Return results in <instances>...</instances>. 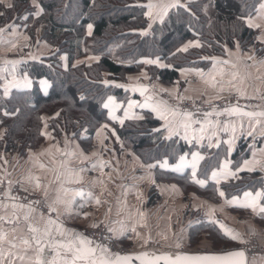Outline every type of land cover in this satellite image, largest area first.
<instances>
[{"label": "trees", "instance_id": "obj_1", "mask_svg": "<svg viewBox=\"0 0 264 264\" xmlns=\"http://www.w3.org/2000/svg\"><path fill=\"white\" fill-rule=\"evenodd\" d=\"M42 11L33 16L35 9L31 0H12L14 8L0 4V22L22 23L27 14L29 35L37 26L41 37L56 46V50L40 59L29 60L22 69L31 78L28 89H13L9 95L0 94V127L4 133L0 146L5 150L25 153L27 148L37 146L43 140L41 132L43 113L50 114L48 126L54 135L61 130L78 134L85 127L92 131L107 120L103 101L108 94L125 98L127 91L103 81L104 73L115 80H125L128 72L137 71L142 63L140 57H159L166 64H146L149 78L171 83L178 78L183 66L209 65V56L224 54L226 47L238 45L241 49L255 46L264 53V44L256 41V28L249 27L244 19L252 14L259 0H187V7L172 8L161 20L151 22L141 7L145 0H37ZM88 24L91 34L86 33ZM147 31V35H141ZM188 39H197L200 47H190L187 52L178 51ZM66 53L68 65L62 67L59 54ZM98 55L91 63L73 64L74 58L85 54ZM45 77L50 85L43 93L38 78ZM7 113V115L5 114ZM160 121L151 112L144 111L142 118L125 119L115 125L122 141L130 146L143 161L167 157L172 162L179 154L190 151L187 144L177 136L165 139L159 128ZM158 130V131H157ZM248 153L240 143L232 154L237 164ZM224 150L212 148L200 161L197 177L208 178L216 167ZM156 178L177 182L184 192L188 189L206 198L220 199L216 185L207 181L204 186L195 183L189 173H174L156 169ZM262 184L258 171H243L240 176L220 183L225 196L240 193L246 188L254 189ZM187 190V191H186ZM205 195L201 194L204 193ZM203 231L228 240L213 222L199 220L189 227V243L200 238Z\"/></svg>", "mask_w": 264, "mask_h": 264}, {"label": "crops", "instance_id": "obj_2", "mask_svg": "<svg viewBox=\"0 0 264 264\" xmlns=\"http://www.w3.org/2000/svg\"><path fill=\"white\" fill-rule=\"evenodd\" d=\"M186 1L187 0H180V3L184 4ZM147 2L148 0H145L143 5ZM165 2H168V0H165ZM261 3H264V0H259L255 11L252 14L247 15L244 18V21L246 23L247 18L252 17L253 22L259 25V27L252 28L257 29L255 38L256 41L264 44V16H258L256 11L259 9ZM39 8L41 9L40 5ZM36 11L37 8L35 7L33 16H37L34 14ZM146 11L147 9L145 8V12ZM25 15L27 14H23L21 16V19L23 20L22 23L14 21L0 22V29L3 30L0 31V69H8V71H0V94L3 97L8 96L10 91L13 89L30 88L31 86H23L25 79L30 81L31 85L32 81L25 70L22 69V65L29 60L40 59L45 55H49L55 50L52 49V51L43 55L36 52L38 53L36 55L35 49H33V51L31 50L32 53L27 57H25V55L29 53L30 50L26 52L20 51L21 54L17 52L18 46H26V44L21 40L22 38L20 39L18 35L24 33L28 38V32L26 30L27 23L25 21L26 19L23 18ZM148 21H150V23L153 22V20H150L149 18ZM88 25L86 27V33H89ZM36 41L38 42L39 40L36 38ZM190 42L195 43L197 42V39L185 40L180 47L183 48ZM34 45L37 44L34 43ZM250 56L254 57V59H248ZM62 57H64V61L61 62V65L66 68L68 65L66 53L59 54L58 58L62 60ZM82 57L84 56L82 55ZM97 58L98 56H93L92 61H86L85 63H91L97 60ZM75 59L76 58H74V60ZM148 59L158 60L159 63H156V65H166L159 57L143 56L140 57L138 61H140L142 65H146L143 61ZM209 60L210 63L206 67H180L178 69V78L176 80L171 83H163L161 81H158V83L167 87L180 85L182 88H185L186 91L205 95L207 97L216 96L217 90L206 84L205 79L208 78L210 74H214V61L223 60L228 61L229 63L222 65L218 64L216 67L224 69L225 75L223 77V82L225 84V91L231 89L228 87L227 81L231 79L230 73L233 71L238 72L240 77H245L244 83L241 84L240 87L241 90L246 93V96H251L254 93L257 95L260 90H264V64L260 63L261 61H264V53H259L254 46H250L245 49H241L238 45L230 48L226 47L224 54L211 55L209 56ZM9 61L16 62L14 76L16 81H18L21 86L9 88L8 95H5V85L9 81L13 80V73L11 71L13 65L11 63H6ZM73 64H77V61ZM232 64H235L236 68H232ZM135 73H139V71L128 72L126 74V78ZM199 73H203L204 78H202ZM220 79L221 78L218 76L217 80ZM42 81H46L47 84H42ZM103 81H108L107 84L115 86L123 85V87L120 88L123 91H127V96L125 98L117 97L115 94H108L103 101L104 106V104L108 102V98L112 97L114 98L116 104L120 105V107L114 112L117 119L114 120L109 115L112 110L111 106L109 108L104 107L106 109L107 120L102 121L92 131L91 135H89L85 127L80 128L78 134H74V131L71 130H61L58 135H54L48 126V120L51 115L43 113V123L41 127L43 140L37 146L27 148L23 154H20L17 151L5 150L2 146H0V181H3V183L0 184V186H2L0 200H4V203L7 205L12 203V201H8L4 198V192L9 189V181L12 182L10 194L15 197L17 196L14 195L12 190L14 187H18L23 190L26 188L28 189V192L41 195L45 198L44 186H48L47 198H45V200L48 205H52L58 209V212L61 213L60 219L67 228L74 229L82 233L84 229L91 227L92 224H104L108 228L114 229L112 233L121 243L134 241L139 242V246H144L147 245V241L153 243L154 241L159 240L167 241V239L170 241L172 238H175L174 242L181 243L180 250L198 251L197 248H189L190 243L188 231L189 227L193 223L199 220L213 222L223 233V229L220 227V222L217 220L218 218L216 219L213 213H209L208 202H210V200L194 194L192 191L185 194L181 186L173 180L169 181L156 178V169L172 171L174 173L187 172L194 181L192 177V169L190 167H185L181 171L173 170L179 163L180 156H186L187 160L191 161L192 153H199L204 157L209 154L210 149L220 146L224 150V155L220 158L219 164L210 170L207 179L197 177V175L195 178L203 180L205 182L204 185L207 181L213 182L216 185L217 192L219 193L223 191L220 187L221 182L235 179L240 176L241 172L248 171L244 164L245 161L255 160L264 163V135L261 134L260 127L257 126L256 132L252 136H249L247 135L249 130L247 126L243 131L239 129L238 117H229L226 115L224 119L220 120L221 127L224 123L237 124V132L231 147L228 143H226V141L233 139L231 132L225 133L217 130V136L213 137L211 146H209L210 142L207 139V135L211 133V129L209 130V133L206 134L205 139L200 142H197L195 139H191V135L189 140H185L183 138V130H181L180 135L174 136H177L187 144H192L193 148L190 151L182 152L178 155L176 160L172 162H170L167 157L158 158L152 161H143L130 146L126 145L122 141L117 133L115 125H120L121 120L124 121L128 118H142L144 116V111H149L153 116L159 119V128L161 129L162 136L167 137L168 132L165 129L166 121L162 120L158 113L152 110L153 106L157 103L166 101L160 96L159 91L153 89L151 81L148 77L146 80L129 82V80L121 81L112 79L108 77L106 72L104 73ZM137 84H147L148 91L144 94H137L132 89V86ZM38 85L43 93H47L50 83L47 78L40 77L38 78ZM149 96L152 97L151 101L146 99ZM130 102L133 103V107L131 108H129ZM236 104H239V106L244 108L246 111L264 110V104H252L244 99L243 102ZM166 105L168 107L175 108L170 106L167 102ZM125 112H128L127 117L124 115ZM194 127L199 128V125H194ZM3 133L4 128L0 127V139L3 136ZM217 140H219V146L216 145ZM240 143H244L246 145L248 153L240 160V162L234 165L232 163V154ZM164 160H167L168 167L160 166ZM226 161L228 162V167L227 169H224L223 165ZM62 163L68 168L74 170V172L78 173L81 178L78 183H65L63 185L65 188L71 190L67 197H64L63 192L58 193V183H52L55 179L53 170L64 171V168L61 167ZM101 163H103V167H100ZM40 164H43L45 167L40 168ZM149 164L155 166L149 168ZM93 165H96V167H93ZM253 166L255 167L254 171L259 172V175L262 178V184L254 189L246 188L237 194H232L230 196L224 195L223 197L220 196V202H224L230 210H247L251 212L253 217H255L258 221L256 228L253 230L257 233L256 235L258 241L264 243V214H257L251 209L227 203L234 197L242 201L243 193L245 191H252L254 193L255 191L264 190V170H261L260 164L249 165V167ZM81 169H84V171H80ZM213 171L218 173L235 172L236 175L234 177L221 175L219 176V183H217L216 180L212 179ZM29 175L40 178V189H34L33 185L27 181L26 178ZM75 179L76 177H73V180ZM77 191H83L84 193L91 192L94 196L99 197L101 203L96 204L95 200H89L87 196H76L70 209L71 214H65L64 205L54 203L57 195L59 194L61 197L71 199L73 194ZM17 198L19 203L28 204L21 201L19 197ZM198 199L200 202H205H202V205H196L195 208L187 207V211L185 209L186 207H180L182 206V201L186 202V206H188V203L191 201L196 202ZM32 207L36 209L35 215L38 218L42 212L33 205ZM180 208H182V211ZM85 214L87 215L85 216ZM11 215L12 209L10 206L6 209L0 208V216L8 217ZM44 215L49 216L47 214ZM186 215L188 218L184 221V217H186ZM50 216L55 219L57 213L52 212ZM174 216L178 220L177 223L174 222ZM178 216H180V219ZM179 221H182V223ZM5 227L9 228L11 226L5 225ZM133 228H135V231H132ZM202 240L204 239L200 238L195 245ZM29 254L31 255V253ZM253 256L259 258L264 257V254ZM253 256H248L249 261H251ZM17 264H20V262L17 261Z\"/></svg>", "mask_w": 264, "mask_h": 264}, {"label": "snow or ice", "instance_id": "obj_3", "mask_svg": "<svg viewBox=\"0 0 264 264\" xmlns=\"http://www.w3.org/2000/svg\"><path fill=\"white\" fill-rule=\"evenodd\" d=\"M0 4H5L9 9L14 8L15 4L12 0H0ZM32 4L37 8L35 15H39L42 9L39 8L37 0H32ZM147 9L145 15L150 20H161L168 15V12L172 8L187 7L185 4H181L180 0H148L144 5H141ZM258 16H264V3L260 4L259 9L256 10ZM2 15V13H0ZM27 19V15L23 17ZM238 19L243 20L244 17H238ZM246 23L249 27H259L258 24L253 22L252 17H248ZM152 24L149 23L148 28L151 29ZM89 34H91L92 25H88ZM0 31H3L0 29ZM148 32L144 31L141 35H147ZM190 47H200L199 42H190L188 45L184 46L178 51L187 52ZM248 59H254V57H248ZM13 65L11 71L13 73V80L9 81L5 85L4 94L8 95L9 88L21 86L18 81H16L15 73V63L16 62H6ZM143 63L146 64H156L159 63L158 60H144ZM228 61L218 60L214 61L213 64V73L205 79V83L208 84L213 89L217 90V96L215 98H222L220 93L225 91V84L223 82V77L225 75L223 68H217L218 64H228ZM260 63L264 64V61ZM163 66V65H162ZM232 68H236L235 64L231 65ZM0 71H8L7 68L0 69ZM202 78H204L203 73H199ZM220 77V80H217V77ZM231 79L227 81V85L242 97L247 99H252L254 97H247L246 93L241 90L240 85L244 83L245 77H240V74L236 71L230 73ZM42 84L46 85V81H42ZM105 84L108 81L104 82ZM24 87H30L31 82L27 79L23 82ZM117 87H123V85H117ZM133 91H140L141 94H144L148 91L147 87L133 88ZM258 91V89H257ZM151 101L152 97L149 96L146 98ZM182 99V98H181ZM264 99V97H262ZM210 102V101H209ZM111 106L112 110L109 115L112 119H117L114 115V112L120 105L116 104L114 98L109 97L108 102L104 104L105 108ZM147 106V105H145ZM133 107V103H129V108ZM152 110L157 112L162 120H165V129L168 132V136L165 139H171L174 135H180L181 130H183V138L185 140L195 139L197 142L205 139L206 134L207 139L211 142L213 137L217 136V130L223 131L225 133L231 132L233 139L226 141V143L231 145L235 139L237 132L236 123H224L221 127V121H213L209 119L213 115L221 116L226 114L229 117H238L239 118V129L243 131L245 127L249 129L247 135L252 136L257 129V126L261 129V134L264 135V110L260 111H246L244 108L236 105H228L223 108V111H206L203 113V119H197L196 113L190 111H181L179 108H171L166 105V102L157 103L153 106ZM199 112V110H197ZM7 115V113H5ZM125 117L128 116V112H125ZM246 121V123H245ZM123 123V120L120 121ZM194 125H199V128H195ZM158 131V130H157ZM216 145L219 146V140L216 141ZM74 155V154H70ZM191 161H188L186 156H180L179 163L173 169L174 171H181L185 167H190L192 169V177L194 182L204 186V181L195 179L197 174V167L200 160H203L204 157L199 153H192ZM245 167L248 171H254L255 167H249V165H261V170H264V163L261 161H245ZM103 163L100 164V167H103ZM155 165L149 164L148 167L152 168ZM161 167H168L167 160H164L161 164ZM40 168H44L43 164L39 165ZM61 167L64 168V171L53 170L55 174V179L52 183L59 184V192L64 193V197H67L70 189L65 188L63 185L65 183H78L80 181L79 174L74 172L71 168H68L65 164H61ZM96 167V165H93ZM228 162L226 161L223 165L224 169H227ZM243 170V169H240ZM80 171H84L81 169ZM235 176V172H221L216 171L212 172V179L216 180L219 183V176ZM73 177H76L73 180ZM27 181L33 185L34 189L41 188L40 178L37 176L29 175ZM3 181H0L2 184ZM9 189L4 192V198L8 201H12L10 205L4 203V200H0V208L6 209L11 207L12 215L5 217L0 216V264H17V261L20 264H132L134 260L140 261V264H160L161 261L164 264H264V257H255L253 256L251 261L246 254L244 249H234V250H222L220 252L209 253V254H176V255H155L148 252H142L139 254H120L119 252H113L107 245L103 243H96L94 239L84 235L81 232H78L74 229L65 227L63 221L60 219L61 213L58 212V209L52 205H48L49 212H56L57 216L53 219L50 215L45 216L43 213L37 216L35 215L36 209L32 207L33 203H39V201L30 202L27 205L18 202V198L12 196L11 193V184L9 181ZM45 187V198H47V187ZM28 191V189H24ZM219 195L223 197L225 193L223 191L219 192ZM87 196L89 200H95L96 204H100L101 201L99 197L94 196L91 192L84 193L83 191H77L73 194L71 199H66L57 195L54 203L62 204L65 208V214H71L70 209L74 203L75 197ZM264 190L255 191H245L243 193V199L238 200L233 198L227 203L230 205H235L242 208L251 209L254 213L264 214ZM87 214H85L86 216ZM142 216V214H141ZM5 225H10L11 227L6 228ZM92 227H97L96 224H92ZM223 229V235L231 241H238L240 243H247L244 241L239 233H235L232 229L225 227L223 224L220 225ZM108 231L112 232L114 229L109 228ZM135 231V228L132 229ZM251 235H255L254 230H250ZM166 238V237H165ZM177 247H180L177 244ZM31 253V255L29 254Z\"/></svg>", "mask_w": 264, "mask_h": 264}, {"label": "rangeland", "instance_id": "obj_4", "mask_svg": "<svg viewBox=\"0 0 264 264\" xmlns=\"http://www.w3.org/2000/svg\"><path fill=\"white\" fill-rule=\"evenodd\" d=\"M6 2H7V0H6ZM31 2H32V0H31ZM37 3H38V1H37ZM30 24H31V22H27L28 27L30 26ZM41 32H42V30L39 28V26H37L35 28V31L33 32L32 36L28 34V38L24 33L19 34L18 37L20 39L22 38L21 40L26 44V46H24V45L18 46L17 52H19L21 54L20 51L26 52V51L30 50V52L25 55V57H27L29 54L32 53L31 50L33 51V49H35V53L38 52L39 54L41 53L42 55L47 54L48 52L52 51V49L56 50V46L50 44L48 41H46L44 38L41 37ZM36 38H37V40H39L38 42L36 41ZM20 41H19V43H20ZM197 42H199V41L197 40ZM34 43H36L37 45H34ZM250 46H253V45H249L248 47H250ZM38 53H36V55ZM88 54H91V53H88ZM88 54L83 55L84 57H82V56L76 57V59L73 61V63L75 61H77V64L81 63V62L92 61L93 56H98L96 54H91V55H88ZM59 60H60V62L64 61V57H62V60L59 58ZM138 71H139V73L132 74L128 78H126L125 80H127V81L129 80V82H131V81L133 82L136 80H146L147 77L149 78V74H148L146 68L144 67V65H142L138 69ZM149 80L151 81L153 89L156 91H159L160 96H161L162 92H166V93H168V95L171 98H174V99H180L183 97H197V98H200L202 101H209V100L215 99V97L217 96L216 95V96H212V97H207L205 95L192 93L190 91H186V89L182 88L180 85H173L170 87L163 86V85L158 83L159 80L155 77L149 78ZM223 95H230L233 97H237L238 99H244L245 101H248L252 104H254V103L264 104V99H262V97H264V90H260L257 95H255V93H254L251 96H247V97H254L252 99H247L245 97L240 96L235 91V89H228V90L224 91L223 93H220V96H223ZM169 105L172 106L171 104H169ZM172 107H176V106H172ZM184 111H187V110H184ZM21 190H23V189H21ZM23 191H25V190H23ZM189 191H191V190L188 189V192ZM26 192H28V191H26ZM188 192H184V193L187 194ZM192 193L197 194L194 191H192ZM201 194L205 195V192L201 193ZM199 196H201V195H199ZM201 197H204V196H201ZM149 199H150V197H149ZM207 199H209V198H207ZM209 200H210V202H208L209 213H213L215 215V218L216 219L218 218L217 220L220 222V225L223 224L225 227L232 229L235 233H239L241 238L244 241H247V243H240L238 241H231L229 239L228 240H221L215 234L208 232V231H203L200 235V238H202L204 240H202L201 242L197 243V245H195V243L198 242V240L200 239L199 238L194 243H190V246H192V247L189 246V248H192V249L197 248V250H203V251H207V250L208 251H219V250H225V249H230V248H235V247L243 248L245 246H250V247L255 246V247L264 248V243H261L260 241H258L256 231H255V235L250 234V230H253L254 228H256V224L258 223V221L256 220L255 217H253L251 212H249L247 210H245V211L244 210H230L229 207L226 206L224 202H220V199L214 200V198H212ZM179 202H181V201H179ZM202 202L204 203L205 201H202ZM202 202H200V200L198 199V200H196V202L191 201L190 203H188V206H186L187 203L182 201V206H180V207H182V208H183V206H184V208L186 207L185 209L187 211V209H188L187 207L195 208L196 205H198V204L202 205L203 204ZM214 202H218V203H214ZM182 208H180V210ZM176 217H177V215H176ZM178 217L180 219V216H178ZM187 218H188V216L186 215V217H184V221H186ZM174 219H175L174 222L177 223L178 220H177V218H175V216H174ZM180 223H182V221ZM98 225H101V224H98ZM91 228H94V227L91 226V227L86 228L84 230L91 229ZM174 241H175V238H172V240H170V241H169V239H167V241L159 240V241H154L153 243L147 241V243H146L147 245L139 246L140 245L139 242L130 241V242L121 243L117 239V245L119 246V251H123V252L137 251V250H142V249L154 250V251H178V250H180L181 246L177 247V244L181 245V243L180 242L177 243ZM144 243H145V241H144ZM249 256H251V255H249Z\"/></svg>", "mask_w": 264, "mask_h": 264}, {"label": "built area", "instance_id": "obj_5", "mask_svg": "<svg viewBox=\"0 0 264 264\" xmlns=\"http://www.w3.org/2000/svg\"><path fill=\"white\" fill-rule=\"evenodd\" d=\"M161 96L167 101V103L171 104L172 106H176L175 108H179L181 110H187L193 113H196L197 119H203V113L206 111H212L215 109L216 111H223V108L228 105H233L236 103L243 102V99H238L237 97H233L230 95H223L222 98H215L209 101H202L200 98L197 97H183L182 99H174L171 98L168 93L162 92ZM199 110V112H197ZM226 114L221 116L213 115L209 119L216 121L224 119ZM1 190L2 186H0V197H1ZM12 192L14 195L20 198L21 201L25 203H30L34 201H39V203H33L32 205L36 207L39 211L44 214L51 215L52 212L48 211V203L46 200L38 194H32L30 192H26L21 190L18 187H14ZM108 227L104 224L98 225L97 227L84 230L82 233L92 239L95 242L103 243L107 245L113 252H123L119 251V246L117 245V238L113 235L112 232L108 231ZM242 249L246 251L247 256L251 255H262L264 254V248L260 247H250L245 246Z\"/></svg>", "mask_w": 264, "mask_h": 264}, {"label": "water", "instance_id": "obj_6", "mask_svg": "<svg viewBox=\"0 0 264 264\" xmlns=\"http://www.w3.org/2000/svg\"><path fill=\"white\" fill-rule=\"evenodd\" d=\"M139 87H147L148 88V85L147 84H137V85H134L132 86V89L133 88H139ZM136 92L137 94H141L140 91H134ZM234 249H242L241 247H235V248H230V249H225V250H234ZM222 250H219V251H203V250H198V251H185V250H178V251H154V250H137V251H129V252H119L120 254H139V253H142V252H148V253H152V254H155V255H162V254H167V255H176V254H187V255H192V254H209V253H215V252H220ZM132 264H140V261L138 260H134L132 262ZM160 264H164L163 261L160 262Z\"/></svg>", "mask_w": 264, "mask_h": 264}]
</instances>
